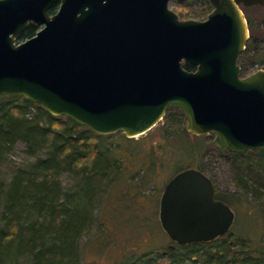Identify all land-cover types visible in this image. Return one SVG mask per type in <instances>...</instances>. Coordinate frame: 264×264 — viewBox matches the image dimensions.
<instances>
[{
	"label": "water",
	"instance_id": "1",
	"mask_svg": "<svg viewBox=\"0 0 264 264\" xmlns=\"http://www.w3.org/2000/svg\"><path fill=\"white\" fill-rule=\"evenodd\" d=\"M55 1L0 0V96L25 95L97 133L131 137L176 105L187 130L214 133L218 147L264 149V67L243 75L239 62L251 31L244 7L264 0H211L202 20L180 17L171 0H61L52 15ZM31 21L43 28L18 43ZM216 192L198 166L167 181L160 218L173 241L233 227L236 210Z\"/></svg>",
	"mask_w": 264,
	"mask_h": 264
},
{
	"label": "trees",
	"instance_id": "2",
	"mask_svg": "<svg viewBox=\"0 0 264 264\" xmlns=\"http://www.w3.org/2000/svg\"><path fill=\"white\" fill-rule=\"evenodd\" d=\"M206 2L211 11L214 7L211 0ZM249 25L253 33L239 62L241 65L250 60L264 63V46L261 45L264 27L251 21ZM35 32L36 28L31 25L26 36L32 37ZM186 66L191 70L196 68L195 64ZM165 118L182 122L184 111L178 108L172 113L168 111ZM165 126L168 139L171 132L169 126ZM119 132L116 134L121 140L104 148L105 134L97 133L73 117L54 115L25 95L0 96V159L19 140L26 142L27 150L38 156L29 167L16 169L9 183L0 180V264L22 255H31L33 264H83L80 244L83 236L92 230L101 191L120 175L129 174L134 164L126 161L150 159V165H157L161 161L158 158L165 157L156 153L155 146L147 150L131 145L137 138ZM177 133H186V126ZM160 146L169 148L163 143ZM191 147L195 155L191 166H198L207 173L199 160L198 143ZM177 150L175 152L193 155L186 145ZM259 152L260 165L264 166V149ZM241 155L236 152L234 159ZM232 164L239 173L242 165L237 161ZM184 165L178 163L176 172L185 169ZM64 171L80 177L75 190L64 187L60 179ZM256 172L254 179L264 189V173ZM238 178V184L249 191L248 181L241 174ZM237 194L218 188L216 192L217 198L226 200L232 207L235 201L242 199ZM172 242L176 248L167 244L163 251L144 250L122 264H264L263 243H256L250 235L240 234L233 227L209 241Z\"/></svg>",
	"mask_w": 264,
	"mask_h": 264
},
{
	"label": "rangeland",
	"instance_id": "3",
	"mask_svg": "<svg viewBox=\"0 0 264 264\" xmlns=\"http://www.w3.org/2000/svg\"><path fill=\"white\" fill-rule=\"evenodd\" d=\"M188 1L190 0H171L170 7L176 11L181 10L182 13L178 14L185 19L202 20L213 10L207 9L206 0L193 3ZM244 10L249 22L264 27L263 5L247 6ZM252 33L251 28L250 35ZM261 45L264 46V40ZM261 67H264V63L250 60L242 65L241 73L248 75ZM177 108L180 109L172 105L168 110L172 113ZM184 118L182 122L176 119L171 122L164 117L149 134H140L136 136V140L130 142L131 145L143 146L147 150L155 146L156 153L165 157L158 158L161 161L157 165H150V159L126 161L127 164H134L131 165L133 168L129 174L120 175L115 182L107 184L101 191L102 194L94 211L92 230L83 236L80 244L83 264H122L144 250L156 248L163 251L164 246L173 243V239L161 224L160 199L169 177L179 168L177 164L185 163L186 167L192 165L195 155L191 146L196 143H198L200 163L214 178L216 188L228 192L236 191L242 198L234 202L235 219L238 222L234 223L233 229L240 234L250 235L256 243L260 242L264 245V189L258 186L259 182L254 179L256 171L261 170L264 173V166L260 165L259 150L261 149L243 150L240 152L242 154L240 158L234 159L236 152L218 147L214 141V133L189 132L185 113ZM165 125L169 126L171 132L168 139L165 138L167 130ZM184 126L186 133H177ZM118 132H114L113 135L104 133L102 147H110L115 141L121 140L116 134ZM175 132L176 134H173ZM162 143L170 150L165 149L166 147L162 148L160 146ZM182 145H186L193 155L175 152ZM37 157L27 150L26 142L19 140L0 159V180L9 183L16 169L29 167ZM144 160H146L143 165L145 168L140 166ZM234 161L242 165L239 173H236L232 164ZM240 174L248 181L249 191L238 184ZM60 179L64 187L71 191L77 188L80 181V177L67 171L61 174ZM7 264H33V260L31 255H22L13 257Z\"/></svg>",
	"mask_w": 264,
	"mask_h": 264
},
{
	"label": "flooded vegetation",
	"instance_id": "4",
	"mask_svg": "<svg viewBox=\"0 0 264 264\" xmlns=\"http://www.w3.org/2000/svg\"><path fill=\"white\" fill-rule=\"evenodd\" d=\"M185 1H186V0H185ZM211 3H212V1H211ZM61 5H62V1H61V0H56V1L53 3L52 7L49 9V13H51L52 15H54V13H56V12L60 9ZM212 5L214 6L213 3H212ZM214 7H215V6H214ZM31 25H32L33 27L36 28V32H35L33 35H35L39 30H41V29L43 28L42 25L37 24V23L31 21V22L28 24V26L26 27V29L20 34V38H19L18 41H17L18 43H20L21 41H24V40H26V39H28V38H31V37H29V36H26V30H27ZM33 35H32V36H33Z\"/></svg>",
	"mask_w": 264,
	"mask_h": 264
}]
</instances>
